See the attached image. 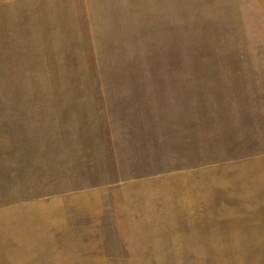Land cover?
I'll list each match as a JSON object with an SVG mask.
<instances>
[{
    "label": "rangeland",
    "instance_id": "374dc122",
    "mask_svg": "<svg viewBox=\"0 0 264 264\" xmlns=\"http://www.w3.org/2000/svg\"><path fill=\"white\" fill-rule=\"evenodd\" d=\"M0 264H264V0H0Z\"/></svg>",
    "mask_w": 264,
    "mask_h": 264
},
{
    "label": "crops",
    "instance_id": "0c3cea01",
    "mask_svg": "<svg viewBox=\"0 0 264 264\" xmlns=\"http://www.w3.org/2000/svg\"><path fill=\"white\" fill-rule=\"evenodd\" d=\"M176 174H177V178L173 179L174 180L173 183H175L174 191H178V193H179V191H181V187L183 186V184L180 182V180L183 177L182 176L183 174L180 173V172L175 173V175ZM179 174H181V175L179 176ZM176 180H177V182H176ZM155 184H159L158 177L157 178H154V177L141 178V179H137V180H133V181L129 182V186L130 187H132V186L133 187H138L139 185H144L145 187H147L148 185H155ZM208 186L210 187V188H208V191H227L224 187L220 186L218 183H214L213 184V183H211V181L209 182ZM152 190L158 191L156 189H152ZM229 190H231V188ZM81 191H91L92 194L94 195L95 187H93L92 189H89V190L87 189V190H81ZM114 191H116V195L120 196V195H122L120 192L123 191V188L122 187H118ZM204 195H206V194L204 193ZM209 196H211V193H210ZM128 197H130L129 193H128ZM124 202L125 203L127 202L128 204H130V199H128V201L125 200ZM88 207H90V211L88 210V212L94 214L95 213V207L93 205L92 206H88ZM191 217L194 218L193 215ZM206 226L209 227L208 225H206Z\"/></svg>",
    "mask_w": 264,
    "mask_h": 264
}]
</instances>
